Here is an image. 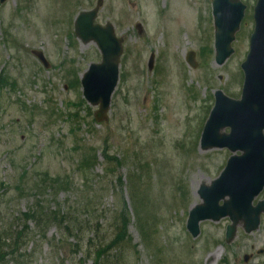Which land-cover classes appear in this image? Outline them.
Here are the masks:
<instances>
[{
  "label": "rangeland",
  "instance_id": "1",
  "mask_svg": "<svg viewBox=\"0 0 264 264\" xmlns=\"http://www.w3.org/2000/svg\"><path fill=\"white\" fill-rule=\"evenodd\" d=\"M97 1L0 3V75L9 79L0 90V228H21V214L35 200L25 183L37 179V172L48 173L68 183L57 202L79 212V205L90 203L89 218L103 232L113 233V216L125 200L129 243L112 252L115 262L244 264L245 253H254L249 264L264 262V253L256 254L264 249V214L252 233L239 225L230 244L225 242L228 217L202 221L195 238L186 227L190 208L201 201L199 185L215 179L232 155L225 148L202 150L200 138L214 91L241 95V63L249 50L256 0H243L246 15L234 53L223 65L214 60L212 0H103L97 22L113 23L124 39L121 76L109 121L103 123L95 121L97 107L84 99L80 83L101 52L94 41L84 43L74 34L77 14ZM33 49L44 52L50 68ZM190 50L197 52L196 68L186 62ZM151 53L158 58L153 70ZM106 148L121 158V166L111 164L112 174L105 171ZM89 156L90 164L79 169ZM262 198L264 190L255 202ZM54 236L60 233L51 226L48 237ZM21 251L28 259L17 256L19 262L13 258L7 264H70L82 257L38 237Z\"/></svg>",
  "mask_w": 264,
  "mask_h": 264
},
{
  "label": "water",
  "instance_id": "2",
  "mask_svg": "<svg viewBox=\"0 0 264 264\" xmlns=\"http://www.w3.org/2000/svg\"><path fill=\"white\" fill-rule=\"evenodd\" d=\"M98 9L81 12L75 23V31L84 42L96 41L102 52V62L90 65L82 77V85L87 101L99 105L95 118L103 121L108 118L111 96L119 78L123 40L117 37L112 23L108 22L106 26L95 23ZM245 9L246 5L241 0L213 1L216 61L219 64L233 53L231 42L240 27ZM254 18L250 50L242 63L245 72L242 99L233 100L217 91V103L202 138L203 149L228 146L233 151L241 149L243 154L232 156L212 185H202L200 194L204 202L191 210L188 221V229L194 236L200 232L201 220L218 221L229 216L232 224L227 227V242H231L241 221L245 222V230L252 232L259 227L264 212V200L256 206L252 205L264 186V0L257 1ZM33 52L49 66L41 51ZM226 125L231 126L229 134L220 132ZM222 199L224 203L220 205ZM248 260L249 256H245V261Z\"/></svg>",
  "mask_w": 264,
  "mask_h": 264
},
{
  "label": "trees",
  "instance_id": "3",
  "mask_svg": "<svg viewBox=\"0 0 264 264\" xmlns=\"http://www.w3.org/2000/svg\"><path fill=\"white\" fill-rule=\"evenodd\" d=\"M6 84V80L0 79V89H3ZM109 149H103L102 153L108 163L105 171L107 174H112L115 167L111 164L116 163L117 166H121L122 163L118 154H109ZM94 158L96 163V153ZM91 160V156L82 158L79 169L86 168L84 165H89ZM37 175V179H32L29 184L25 183L26 191L32 193L35 200L33 205L21 214V228L11 226L0 228V264H7L13 258H16L12 260L15 263L19 262L17 256L28 259L21 250L31 238L35 237H38L40 241H48L50 246L68 250L72 257H76L80 252L82 257L78 262L70 264H87L89 259H92V264H100L101 260H104V264H124L115 262L111 254L129 243L127 224L130 213L125 200L122 209L113 216L111 226V228L114 227L113 233L103 232L104 229L98 223L93 224L92 219L89 218L94 212L91 210L90 203L78 206L83 208V212L87 215V218H82L83 212H79L74 205L67 206L66 203L57 202L58 193L67 188V181L57 176H50L48 173L40 175L37 172ZM118 181H122L120 177ZM30 222H33L34 227L29 224ZM51 226L57 228L60 237L54 236L51 239L48 237Z\"/></svg>",
  "mask_w": 264,
  "mask_h": 264
},
{
  "label": "flooded vegetation",
  "instance_id": "4",
  "mask_svg": "<svg viewBox=\"0 0 264 264\" xmlns=\"http://www.w3.org/2000/svg\"><path fill=\"white\" fill-rule=\"evenodd\" d=\"M214 102H215V98H214ZM211 112V111H210ZM208 114H210V113H208ZM209 116L207 115L206 117H205V123H204V125H203V128L205 127V125H206V122H207V118H208Z\"/></svg>",
  "mask_w": 264,
  "mask_h": 264
},
{
  "label": "bare ground",
  "instance_id": "5",
  "mask_svg": "<svg viewBox=\"0 0 264 264\" xmlns=\"http://www.w3.org/2000/svg\"><path fill=\"white\" fill-rule=\"evenodd\" d=\"M197 182H198V181H194V185H196V184H197Z\"/></svg>",
  "mask_w": 264,
  "mask_h": 264
}]
</instances>
